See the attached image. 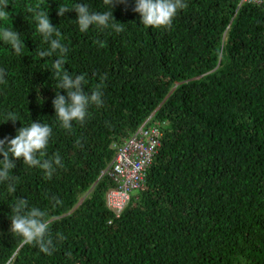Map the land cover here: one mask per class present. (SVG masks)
I'll list each match as a JSON object with an SVG mask.
<instances>
[{
	"label": "trees",
	"instance_id": "trees-1",
	"mask_svg": "<svg viewBox=\"0 0 264 264\" xmlns=\"http://www.w3.org/2000/svg\"><path fill=\"white\" fill-rule=\"evenodd\" d=\"M184 2L165 29L144 26L136 0L112 9L104 0H8L6 28L28 48L16 71L29 86L7 103L0 87L5 138L50 112L58 82V57L38 55L49 44L30 8L49 13L68 48L65 70L85 76V93L106 79L103 106L91 105L83 124L63 129L56 112L44 119L52 136L43 159L58 153L62 164L50 179L13 159L15 179L0 183V264H264V0ZM78 3L112 10L123 31L93 25L81 32L75 10L58 15L60 5ZM6 109L18 120L8 121ZM150 116L162 137L144 188L113 215L105 196L115 184L100 180L114 157L111 144ZM19 198L47 213L51 255L11 232L10 206Z\"/></svg>",
	"mask_w": 264,
	"mask_h": 264
},
{
	"label": "clouds",
	"instance_id": "clouds-1",
	"mask_svg": "<svg viewBox=\"0 0 264 264\" xmlns=\"http://www.w3.org/2000/svg\"><path fill=\"white\" fill-rule=\"evenodd\" d=\"M244 1V2H250ZM251 1V2H260ZM126 0H104V4L112 9L114 3H125ZM243 3V2H242ZM241 4V3H240ZM187 4L184 0H136L134 11L141 16L142 24L146 27H156L170 29L172 23L179 10L185 9ZM8 8V0H0V19L7 17V12L4 9ZM75 10L78 13L76 23L81 32L87 31L90 26L107 29L111 27L117 33L123 31L121 23L115 21L112 10L103 13L91 12L86 4L78 3L74 8L69 9L66 6L60 5L58 15L64 16L65 12ZM30 12L34 14L37 21V31L42 35L43 40L49 44L47 50H40L38 55L45 57H58L52 65V72L58 82L53 83L51 98H48L49 111L56 112V121L58 125L66 130L72 129V122L76 121L83 124L89 115V107L95 105L103 106L102 91L103 80L97 84L94 90L89 94L85 93L83 85L87 83L84 75L71 76L65 70L66 53L68 48L60 42L61 33L52 25L49 19V13L36 8H30ZM55 37V38H54ZM0 40L5 44H9L14 49L17 55H21L22 49L25 46L20 39V34L12 29L0 30ZM101 47L103 44L99 41ZM6 72L0 69V84H7L5 79ZM199 77V76H198ZM196 77V78H198ZM59 90V92H57ZM66 90L67 95H61ZM173 88L170 90V92ZM169 92V93H170ZM56 94V96H55ZM51 99V102H50ZM153 116L145 118L142 123L131 133V136L137 137L141 126L147 125L151 130L153 137L154 130L159 122L152 120ZM17 121L14 113L8 114V121ZM52 136V128L41 122H33L30 126H23L18 130L15 138L0 140V154L3 159L0 160V183L5 181H13L15 178L10 175V172L16 167L13 162L15 159H23V163L31 167H39L46 173V178L50 179L55 171L56 166H62L61 158L57 153L53 159H43L46 155V149L49 140ZM79 143V141L77 142ZM11 154V155H10ZM8 191L14 193L16 188L13 183L8 184ZM124 197H120L119 203H123ZM13 215L11 216V232L22 237V243L34 245L39 250L47 255H51L55 250L53 240L49 235V220L47 213L37 207L28 206V201L24 198H19L17 202L10 206ZM113 215H117L116 207L111 211Z\"/></svg>",
	"mask_w": 264,
	"mask_h": 264
},
{
	"label": "bare ground",
	"instance_id": "bare-ground-1",
	"mask_svg": "<svg viewBox=\"0 0 264 264\" xmlns=\"http://www.w3.org/2000/svg\"><path fill=\"white\" fill-rule=\"evenodd\" d=\"M4 10L7 12V9ZM12 15L13 13L11 16ZM7 21L8 13L6 18L0 19V30L6 28ZM12 30L16 31L15 28H12ZM21 40L25 45L23 49H28L26 40ZM24 62H26V59H24L22 55H17L9 44H5L0 40V69L5 70V79L7 80V84H0L1 94H3L5 103H7V100L12 97L14 93L25 91L29 86L28 76L22 71H16V67L22 66ZM9 113H12V109H6L5 115L8 116ZM50 115V112H44L43 115L36 113L33 121L47 124L44 122V119L48 118ZM144 125L141 126L137 137L130 135L123 140L118 139L117 141L116 139L111 144L114 157L100 178L101 180L103 176H108L115 184V187L107 191L105 200L106 206L110 211L116 207L117 215L128 205L131 198L144 188L145 172L151 164L157 152V148L160 145V139L162 137L161 129L156 127L152 137L151 130ZM6 135L7 131L4 132L2 130L0 133V140H4ZM8 139L10 140L12 137L10 136ZM2 159L3 155L0 154V160ZM89 194L90 192L86 193L71 212H73ZM120 197H124L123 203H119Z\"/></svg>",
	"mask_w": 264,
	"mask_h": 264
},
{
	"label": "rangeland",
	"instance_id": "rangeland-1",
	"mask_svg": "<svg viewBox=\"0 0 264 264\" xmlns=\"http://www.w3.org/2000/svg\"><path fill=\"white\" fill-rule=\"evenodd\" d=\"M244 1H249V0H240V3L244 2ZM251 1H258V0H251Z\"/></svg>",
	"mask_w": 264,
	"mask_h": 264
}]
</instances>
